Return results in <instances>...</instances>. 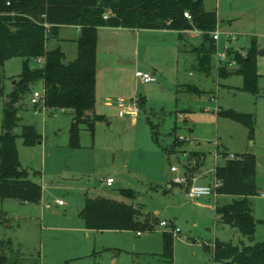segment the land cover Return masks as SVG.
<instances>
[{"label":"rangeland","instance_id":"1","mask_svg":"<svg viewBox=\"0 0 264 264\" xmlns=\"http://www.w3.org/2000/svg\"><path fill=\"white\" fill-rule=\"evenodd\" d=\"M203 1L206 8H217L220 15L218 50L208 72L197 68L193 47L201 43V36L190 32L184 40L173 32H156L143 36L138 48L133 34L125 39L119 32L101 36L97 112L106 119L96 123L94 134L82 125L80 147L69 145L70 112H50L31 101L35 91L43 90L42 81L18 103L22 119L14 132L20 135L22 125L29 123L43 135V142L34 146H26L22 137L17 138L22 168L43 186V199L39 204L0 199V253L8 256L7 264H227L213 259L216 239L237 245L264 241V222L257 224L252 239L235 227L219 223L216 195L188 199L189 181L181 185L185 189L174 194L164 191L172 188L167 187L175 177L171 166H177L179 174L188 180L189 171L204 173L209 178L207 184H212L217 156L222 163V151L242 150L247 143L248 129L219 116V107L254 113L259 193L251 197V202L256 218L264 220V197L260 195L264 191V54L258 51L257 55L261 75L257 95L241 89V75L220 77L217 72L220 66L231 70L237 66L227 63L229 49L246 54L252 38L259 50L264 49V0ZM74 34V28L63 29L66 37ZM233 36L237 40L228 44V37ZM55 39L49 38L48 48L54 46ZM222 53L225 60L218 56ZM23 60L15 56L0 66V132L4 107L20 77ZM30 66L42 67L43 60L31 58ZM138 70L154 75V80L142 82L136 76ZM190 85H196L198 93L188 90ZM105 92L114 102L144 97L138 118H120L121 108L116 105L102 107ZM194 153H205V158L189 170L193 165L189 157ZM108 177L115 180L112 186L105 182ZM122 189H131L134 196L122 194ZM99 195L142 206L145 213L157 217L155 228L141 235L135 230H98L90 236L64 229L65 224L77 222L86 196ZM218 202L223 205L227 201L220 198ZM45 204H51L58 215L42 220L44 212L51 213L44 209ZM63 211L68 216H63ZM162 220L168 226L161 225ZM167 228H172L175 236L172 259L163 255L162 232Z\"/></svg>","mask_w":264,"mask_h":264},{"label":"trees","instance_id":"2","mask_svg":"<svg viewBox=\"0 0 264 264\" xmlns=\"http://www.w3.org/2000/svg\"><path fill=\"white\" fill-rule=\"evenodd\" d=\"M188 12L191 18L185 16ZM217 12L207 11L203 0H0V66L15 56L22 57L23 66L19 79L8 95L3 111L0 133V199L14 198L22 203L38 204L42 200L43 188L22 168L17 138L20 136L26 146H34L42 140V135L33 124H23L20 135L14 129L21 124L18 103L38 81L43 82V104L51 110H64L72 114L69 145L81 146L82 125L95 133L96 123L106 119L97 113V48L98 29L102 26L126 27L131 29L173 30L180 40L186 31H202L201 43L194 45L197 54V68L202 72L211 69L212 58L218 46L212 32L218 27ZM63 25L80 27L77 39V57L65 62V53L58 46L47 48L50 37H56ZM227 62H234V70L220 66V77L238 74L243 77L242 90L259 94L260 74L257 68L259 46L252 38L246 54L229 49ZM31 58H42L43 66L32 68ZM197 92V87L190 86ZM0 95L3 91L0 89ZM140 108L144 97L138 98ZM218 115L238 122L248 129L254 138L257 118L254 113L234 109L218 110ZM177 141V138H176ZM222 151L223 163L216 165L214 175L221 181L218 194L240 196L232 202L217 205L216 220L237 228L244 236L252 239L257 219L252 211L250 197L258 194L257 161L251 153L228 157ZM189 177V183L191 177ZM121 193L134 196L131 189ZM87 229L93 230H135L151 231L157 217L136 207L103 196L86 197L79 213ZM147 215V217H146ZM143 218V219H141ZM174 233L166 229L162 232L163 255L174 256ZM3 242L1 243V245ZM215 262L227 264H264V241L253 244H233L231 241L216 239L213 244ZM8 256L0 253V264H7ZM35 264H40L36 261Z\"/></svg>","mask_w":264,"mask_h":264},{"label":"crops","instance_id":"3","mask_svg":"<svg viewBox=\"0 0 264 264\" xmlns=\"http://www.w3.org/2000/svg\"><path fill=\"white\" fill-rule=\"evenodd\" d=\"M205 9L207 11H212V10L216 11L217 12V15H218V21L220 20V15H219V12L217 11V8H214L212 10H209L208 8H206V5H205ZM65 27L74 28V30H75L74 36H72L70 38L64 36L63 35V29ZM218 30L220 31V25H219V23H218ZM118 32L123 35L124 39L127 36H130L131 37L130 34H133L135 36L137 48L140 46L141 38L143 36L145 37L147 35H154V34H156V32L157 33L162 32L163 34H170V33L173 32V33H175L177 35V38L179 39L178 33L176 31H173V30L131 29V28H126V27L102 26V27H99V29H98V37L99 38H98L97 54H98V51H99V45H100V41H101V36L102 35H105V34H111V33L114 34V33H118ZM125 32H129V33H125ZM187 33H189V32L186 31V34ZM79 35H80V27L79 26H75V25H63V26L60 27L59 32H58V35L55 37L56 38L55 39L56 42L54 43V46L51 49L60 46L63 49L64 53H65V62H70V61L74 60L77 57V42L76 41H77ZM69 44H71V47L70 48H68V45ZM242 47H244V46H242ZM47 48H48V42H47ZM48 49H50V48H48ZM38 59L43 60L42 58H38ZM43 62H44V60H43ZM137 63H138V61H137ZM232 64L236 65L234 62H232L230 65H232ZM97 66H98V61H97ZM138 71H140V70H138ZM137 72H136V76H137ZM190 86L197 87L196 85H190ZM190 86H188V90H190ZM239 87H241V86H239ZM98 90H99V88H98V73H97V87H96V93L97 94H98ZM108 95H110V94H107V92H105V94H103V98H102V94H101V98L103 99V101L101 103V106L102 107H103V105L106 106V107H110V106H113V105L119 106V101L120 100H117V102L116 101L114 102V100L113 99H110L109 98L110 96H108ZM97 100H98V95H97ZM97 103H98V101H97ZM43 109L44 110H48L50 112H54L55 111V110H51V109H49V108H47L45 106H43ZM219 109H220V107L217 110H219ZM56 111L66 112V111L61 110V109L56 110ZM19 115L21 116V113H19ZM119 117L120 118H125V117H121L120 115H119ZM21 118H22V116H21ZM126 118H128V117H126ZM27 124H29V123H27ZM256 137H257V125H256V131H255L254 138L248 137L247 143L244 145V147L242 148V150L241 149H238V150H233L232 152L228 151V153H234L236 155H241V154H245V153H251V154H254L255 156H257V149L255 148ZM42 142H43V135H42V140L38 144H41ZM185 144L186 143H184L183 145H185ZM224 151H226V150H224ZM184 152H185V150H184ZM192 156L196 157V159L194 160ZM192 156L190 155L189 161L191 163H193V165L188 166V169L189 170H191L192 168L198 167V165L200 164V162L205 158V153H202V154L201 153H194ZM216 161H217V164L220 163V161H218V156H217ZM223 162H224V158H223ZM214 170H215V168H214ZM214 170L211 172L212 177L215 176V175H213L214 174ZM189 173H190V176L192 177V180L190 181L189 185L192 184V183H204V184H207L208 183V179L209 178H208V176L206 174H204V173L195 174V173H193L191 171H189ZM114 182H115V180H114ZM114 182H113V184H114ZM42 188H43V186H42ZM181 189L183 190L185 188L183 186H181V185H173L171 189H166L165 188L164 191L165 192H169V193L171 192L172 194H174V193L177 192V190H181ZM258 193H259V189H258ZM262 193H264V191L260 192V195L261 196H262ZM99 196H101V195H99ZM86 197H96V196H86ZM86 197H85V199H86ZM216 197H217V205L220 204V202H218V200H220V198L224 199V201H227V202H224V203H229L230 200L232 202L235 199L241 198L240 196L228 195V194H217ZM262 197H264V196H262ZM42 199H43V197H42ZM85 199H84V202L83 203H85ZM249 199L251 201V197ZM24 204H30V203H24ZM47 205H50V207H47ZM44 206H45L44 209L51 210V213L44 212L43 215L41 216V219L42 220H44L46 217H53L54 215L55 216L58 215V211L56 209L52 208V205L51 204H45ZM83 206H84V204H83ZM215 209H216V207H215ZM253 210H254V208H253V203H252V211ZM253 214H254V211H253ZM62 215L66 217V216H68V213L63 211ZM254 216H255V214H254ZM5 219H7V218L5 217L4 220ZM65 225H67V226H65L64 229H69V230H71L73 232L83 233V234L89 235V236L91 235L92 232H99L100 231V230L98 231V230H93V229H87L85 227L84 222H83V219L80 217V215H79V218H78L77 222L70 223V224H65ZM105 231L122 232L120 230H103V232H105ZM136 234H137V232H136ZM114 253H116V252H114Z\"/></svg>","mask_w":264,"mask_h":264},{"label":"built area","instance_id":"4","mask_svg":"<svg viewBox=\"0 0 264 264\" xmlns=\"http://www.w3.org/2000/svg\"><path fill=\"white\" fill-rule=\"evenodd\" d=\"M185 16L188 18H191L188 12H185ZM188 32H191L193 36H201L202 31L198 29H193V30H188ZM221 32L219 30H215L212 32V36L215 40L220 39ZM237 40V37L233 36L231 38L228 37V44H230L232 41ZM221 60H225V55L224 53L218 54ZM137 77L142 81V82H150L154 80V76L148 72H142L138 71L137 72ZM43 99H44V89L42 91H35L32 95L31 101L36 104V105H42L43 104ZM119 106H120V111L119 115L121 117H128L129 119L136 120L139 116L140 113V105H139V99L138 97L131 99V100H120L119 101ZM180 138H184L183 136H180ZM228 157L230 158H236L237 155L234 153H229ZM171 172L175 174V177L172 179L171 182L167 184V187L171 188L173 185H183L186 184L188 179L187 177L180 175L179 174V169L177 166L173 165L170 168ZM106 184L108 186H111L114 182V179L112 177H108L106 179ZM221 185V181L217 179L214 176V180L212 184H196L192 183L187 187L186 191V196L190 200H195L199 199L203 196H211V195H217V188ZM262 196H264V193H262ZM56 203L58 204H63L62 200H56ZM47 207H50V205H47ZM161 225L163 226H168V222L165 220H162L160 222ZM169 229V228H167ZM169 230H172L174 233V230L170 228ZM138 235L143 234V232L137 231Z\"/></svg>","mask_w":264,"mask_h":264},{"label":"water","instance_id":"5","mask_svg":"<svg viewBox=\"0 0 264 264\" xmlns=\"http://www.w3.org/2000/svg\"><path fill=\"white\" fill-rule=\"evenodd\" d=\"M259 53L264 54V49L259 50ZM14 83H15V81H14Z\"/></svg>","mask_w":264,"mask_h":264}]
</instances>
